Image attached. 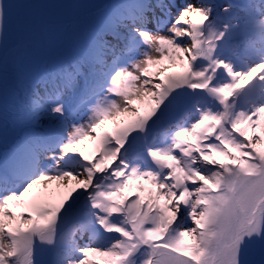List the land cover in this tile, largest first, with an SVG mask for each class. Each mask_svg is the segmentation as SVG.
<instances>
[{
    "label": "snow or ice",
    "instance_id": "6c2138e0",
    "mask_svg": "<svg viewBox=\"0 0 264 264\" xmlns=\"http://www.w3.org/2000/svg\"><path fill=\"white\" fill-rule=\"evenodd\" d=\"M82 7L0 0V264H264V0Z\"/></svg>",
    "mask_w": 264,
    "mask_h": 264
},
{
    "label": "rangeland",
    "instance_id": "374dc122",
    "mask_svg": "<svg viewBox=\"0 0 264 264\" xmlns=\"http://www.w3.org/2000/svg\"><path fill=\"white\" fill-rule=\"evenodd\" d=\"M56 2L84 5L85 7L79 9L64 10V17L65 19L76 18L81 21H90L94 19L97 14L107 9L110 5L119 3L121 0H56ZM218 2L227 3L229 0H218ZM231 2L243 4L246 3L247 0H231ZM253 39L254 38L250 36H238L231 42L230 50L235 51L238 55L243 57L246 54L249 42H251ZM58 51L59 45L55 41H50L46 37L41 36L38 39L36 45V53L33 56V61L38 63L41 59L50 58ZM107 128L111 130L112 125H108ZM14 139L15 134L11 126L9 127L6 134L0 132V154L7 150V147L12 144ZM91 147V143L86 142L82 147V150H84L87 154L91 151ZM53 258L54 257L52 255H46L44 257L46 261H51Z\"/></svg>",
    "mask_w": 264,
    "mask_h": 264
}]
</instances>
